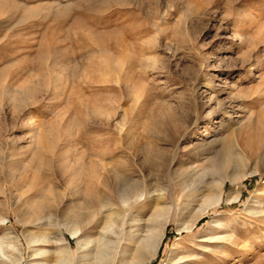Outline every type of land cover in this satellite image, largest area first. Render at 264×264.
<instances>
[{"label": "rangeland", "instance_id": "obj_1", "mask_svg": "<svg viewBox=\"0 0 264 264\" xmlns=\"http://www.w3.org/2000/svg\"><path fill=\"white\" fill-rule=\"evenodd\" d=\"M175 125L189 139L170 177L175 146L156 131ZM263 143L264 0H0V214L25 259V236L54 237V224L78 259L63 227L72 206L93 230L90 191L107 201V181L135 183L144 169L161 200L110 201L119 213L114 259L133 263L132 236H149L158 204L173 217L185 208L188 223L209 183L237 171L223 166L231 145L244 150L240 172L259 173L238 189L227 182L191 233L169 223L151 264H264ZM149 148L168 168L153 166ZM231 193L240 198L229 202Z\"/></svg>", "mask_w": 264, "mask_h": 264}, {"label": "bare ground", "instance_id": "obj_2", "mask_svg": "<svg viewBox=\"0 0 264 264\" xmlns=\"http://www.w3.org/2000/svg\"><path fill=\"white\" fill-rule=\"evenodd\" d=\"M169 121H171V118H169ZM179 126L175 125L172 127L173 129H168L166 131L154 130L159 137L164 138L169 144L175 146V158L172 160L170 168L167 170L168 174H170V177L177 171V168H174L175 160L181 152V145L184 141L189 139L187 135L188 128L184 130L185 132L183 134L181 132L182 129L179 128ZM232 148L233 146L231 145L226 147L225 151L227 155L223 166L225 169L235 166L237 171H234L235 173L232 175H228V172L222 175L219 173L221 175L219 178L215 180L212 179L213 181L209 183L212 187V193L205 197L200 213L192 216V219L188 221V223H185L186 219L184 220L185 211H187L185 208L180 210L178 214L173 217V215L170 214L168 208H159L160 204L157 205L158 209L153 215V221L156 223V227L151 230L149 236L141 239L135 234L132 236L137 244L139 254L136 256V260L131 264H151V262L156 258L163 244L169 223L175 222L177 224V231L179 233L183 231L187 232L188 234L191 233L197 227L198 222L200 221L199 218L207 214L211 208L221 203L223 198L222 192L227 182H230L235 187V189H238L240 182L243 179L259 173L257 168H254L251 172L241 171V173L239 169L246 164V158L243 154L244 150L240 148L239 151H236L234 148ZM160 152H156L154 148L146 149L148 159L153 163V166L161 168L159 171L162 172L168 167H165L166 159H164L163 153L161 154ZM138 178L140 181L135 183H130L131 179L125 175L118 177V180L107 181L105 186L108 189V192H111L113 195H115L113 198L112 196L107 195V198L109 197L107 201L102 200L103 197L101 198L95 189L90 191L89 201L87 200L86 202L84 200V205L88 206V203L90 202L89 207H95L96 209L90 214L93 221L96 222L95 228L92 229L100 230L97 238L94 236L95 238L93 239L91 232L93 230H90L89 227H87L88 222L84 221L85 219L82 216L83 213H80L76 206H72L69 215L70 217H68V220L63 224V227L65 230H67L72 239L77 240V252L80 255L78 259L75 257L74 249L71 247L70 242L66 239L64 233L60 229V226L57 224L52 226L55 230L54 237L44 233L40 236H35L32 234L25 236L30 248L28 258L25 259V250L21 244L19 236L12 229L8 228V226L6 227L8 218L0 214V226L5 228L4 234L0 238V264H118L114 259L116 241L112 238V236H115L118 233L117 229L119 226V213L115 211L114 207L110 206V201L116 199V201H118L123 206L122 208H127L130 206H136L140 203H149L153 200L159 201L162 199V195L158 194L159 189L151 186V179L148 173L146 174L144 169H141ZM12 184V179H5V181H3L2 191L4 195H6V187ZM81 191L82 190L76 189L74 193L76 196H80L82 194ZM239 198L240 193H237L236 195L231 193L228 197V201L234 202ZM254 203L257 204L258 201L254 200ZM256 204H254L253 207H255ZM84 208L82 209L84 210ZM88 210L91 209L88 208ZM100 223L101 225H99ZM216 239L217 238H210L208 242ZM42 244H52V247L49 249L39 248V245Z\"/></svg>", "mask_w": 264, "mask_h": 264}]
</instances>
